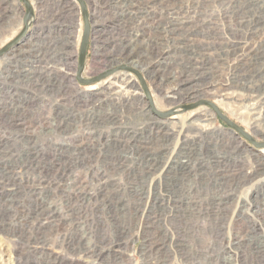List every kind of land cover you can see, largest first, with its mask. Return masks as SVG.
<instances>
[{
	"label": "rangeland",
	"instance_id": "1",
	"mask_svg": "<svg viewBox=\"0 0 264 264\" xmlns=\"http://www.w3.org/2000/svg\"><path fill=\"white\" fill-rule=\"evenodd\" d=\"M81 1V79L128 67L154 110L179 112L154 115L130 70L76 80L79 0H28L20 47L0 58V264H264V146L210 107L181 110L210 101L264 143L246 125L254 111L264 126V0ZM24 16L0 0V49Z\"/></svg>",
	"mask_w": 264,
	"mask_h": 264
},
{
	"label": "water",
	"instance_id": "2",
	"mask_svg": "<svg viewBox=\"0 0 264 264\" xmlns=\"http://www.w3.org/2000/svg\"><path fill=\"white\" fill-rule=\"evenodd\" d=\"M80 4H81V7H82V13H83V26H84V32H83V35H82V38H81V44H80V48H79V56H78V60H77V73H76V80H79V82L83 83V84H87L88 83H92V82H98L100 81L101 79L109 76V75H113V73L119 69H123V70H130L128 67H118L116 69H114V71H110V72H107V73H104L102 74L100 77L98 78H95L94 80H91V81H84L81 79V74L85 68L84 66V63H85V59H86V48H87V44H88V35H89V24H88V16H87V13H86V9H85V5L83 4V2L81 0H79ZM21 3L24 5L25 7V15L24 16V28L22 29V31L20 32V34L15 38L13 39L12 41H10L9 43H7L2 49H0V58L3 57V55H5L10 49H12L14 46L18 45L19 42L22 40L25 32H26V28H27V21L28 19L31 17L32 15V9H31V6L28 2V0H21ZM131 72H133L138 78L139 80L141 81L142 83V88L143 90L145 91V94H146V97H147V101L150 103V108L152 109V112L154 115H157V116H161V117H169L170 114H172L173 112L172 111H169V113L167 114H160L159 112L156 111V109L154 110V107H153V104L151 103V99H150V94L148 92V90H146V87H145V84L143 83V80H142V77L139 76V74L133 70H130ZM200 105H204V106H207V107H210L212 109V111L214 112V114H216V116L218 117V119L223 122L227 127H229L230 129H233L235 132H238L240 135H242L245 139L251 141L254 145H256L257 147H263L264 146V143L262 145H257L255 144V142L250 139L244 132L243 130L235 125L234 123H232L224 114H221L220 111L216 108V106L211 103L210 101H202V100H199V101H196L195 104L193 105H183L181 107V110L182 108L184 110H190V109H195V107L197 106H200Z\"/></svg>",
	"mask_w": 264,
	"mask_h": 264
},
{
	"label": "bare ground",
	"instance_id": "3",
	"mask_svg": "<svg viewBox=\"0 0 264 264\" xmlns=\"http://www.w3.org/2000/svg\"><path fill=\"white\" fill-rule=\"evenodd\" d=\"M65 1H67V0H65ZM111 1V0H110ZM66 3V2H65ZM108 2L106 1V4H107ZM94 13V12H93ZM101 15H102V13H101ZM260 15V14H259ZM93 16H94V14H93ZM115 16V15H114ZM251 16V15H250ZM262 19H263V17H262ZM264 22V21H263ZM260 23V22H259ZM254 28V27H253ZM101 30V29H100ZM252 31V30H251ZM254 31V30H253ZM252 31V32H253ZM101 33V32H100ZM93 34L96 36V38H97V36L99 35V33H97L96 31H95V26H94V28H93ZM98 34V35H97ZM256 32L254 31V33L253 34H251V36L252 37H256ZM22 43V42H21ZM69 43V42H68ZM19 45V44H18ZM17 46V45H16ZM21 46H22V44H21ZM69 46V45H68ZM15 47V46H14ZM13 47V48H14ZM18 47H20V45L18 46ZM12 48V49H13ZM255 48V47H254ZM12 49H10L8 52H10ZM17 50H19V48L17 49ZM255 50H256V48H255ZM7 52V53H8ZM130 52V51H129ZM128 52V53H129ZM5 54L6 56H8L9 54ZM122 53V52H121ZM24 54H25V52H24ZM67 54H68V64L70 65L69 66V70H71L72 69V65H73V67H74V62H72V58H70V57H72V54L71 53H69V52H67ZM15 55V52L13 53V56ZM70 56V57H69ZM120 57L122 58V59H120ZM130 62V55L128 56L127 54L126 55H123V54H121V56H119V57H115V58H111V59H109V60H106V61H101L102 63H103V65H105V66H102V65H98V64H94V66H95V69H96V71H100V70H104V69H107V68H111V67H113V65H115V63H120V62H124V63H127V62ZM97 63V62H96ZM132 64L134 63V62H131ZM32 64V63H31ZM136 64V63H135ZM138 65V63L136 64V66ZM105 67V68H104ZM119 67H121V66H119ZM156 72V71H155ZM28 73V72H27ZM236 74V73H235ZM115 76H116V74H114ZM121 75V77H123V79H119V82H115V83H119V85H118V87H119V90H122V91H124L125 93H126V89H128V87L129 88H131V86H135V84H134V82L133 81H131L130 80V78H128V76H125V75H122V74H120ZM161 76V75H160ZM110 77V76H109ZM113 77V76H112ZM163 77V76H162ZM152 78V77H151ZM110 79H111V77H110ZM69 80H70V82L72 81L71 79H70V76H69ZM155 80V79H154ZM162 80V79H161ZM186 81V80H185ZM154 82V81H153ZM220 82V81H219ZM245 82V81H244ZM250 82V81H249ZM161 83H163L162 81H158V86H160L161 85ZM185 83V82H184ZM223 84H224V82H223ZM157 86V87H158ZM225 86H228L226 89L223 87V85H221V87L219 86V85H215V82L213 83V85H211V87L213 88V90L215 89V91H217V92H226V90L229 88V87H233L232 86V83H231V81H230V83H229V81H227V83H226V85ZM237 86V85H236ZM241 86V85H240ZM239 86V87H240ZM248 86V85H247ZM112 87V86H111ZM174 87V86H173ZM238 87V86H237ZM242 87V86H241ZM249 87V86H248ZM247 87V88H248ZM251 88V87H250ZM255 88V87H254ZM168 89V88H167ZM182 89V91H184L186 88H181ZM161 90L162 89H160V92H161ZM244 90H245V88H244ZM254 93V92H253ZM120 94V93H119ZM226 94H222L221 95V97H219V98H221V100L222 101H227L228 100V96L226 97L225 96ZM194 96V95H193ZM225 96V97H224ZM248 96H250V95H248ZM247 96V97H248ZM241 96H234L233 97V95H232V98H231V100H238L239 98H240ZM170 98H171V101H170ZM175 98L176 97H174V96H166L165 97V100L167 101L166 103H168V102H172V103H174V100H175ZM122 99V98H121ZM120 99V100H121ZM130 99V98H129ZM190 99V98H189ZM196 99H198V96L197 95H195V97H193V99H191V101H195ZM119 100V99H118ZM135 100H137V99H135ZM220 100V99H219ZM248 101L250 100V99H247ZM254 100V99H253ZM252 100V101H253ZM188 101V100H187ZM128 102V101H127ZM240 102H242V101H240ZM244 102V101H243ZM125 103V102H124ZM176 103V102H175ZM254 103V102H253ZM249 104V103H248ZM255 104V103H254ZM257 104H261V103H257ZM128 105V104H127ZM253 105V104H252ZM183 106V105H182ZM247 107V106H246ZM250 107V106H249ZM254 107V106H253ZM179 108H180V106H177V107H174L173 108V110H171L173 113L171 114V115H173L174 113L176 114V113H178L179 111ZM252 108V107H251ZM255 108H252L251 109V111L252 110H254ZM145 109L144 108H141L140 110H139V112L141 113V114H144V115H147V111H144ZM151 111H152V109H151ZM229 112V111H228ZM250 112V111H249ZM207 114H210V117L208 118V116L207 115H205L204 117H203V119L200 121L201 123V126H200V130H203L202 132H206V131H209L211 128H212V122H213V117H214V114H212L211 112H209V111H207ZM260 114V113H259ZM249 115V114H248ZM256 115V113L254 112V111H252V112H250V116H252L250 119H249V121H247L246 122V125L247 126H250L251 127V129L253 130V132L255 133V135H259L260 137H264V126H262V125H260L259 123L258 124H256V122H258L259 120H258V118L256 117V118H254V116ZM173 118H177V116H174ZM263 118V117H262ZM264 125V124H263ZM203 128V129H202ZM261 154H263V157H264V149H263V151L261 152ZM259 161V163H260V165H259V167H261V166H264V159H263V161L262 160H258ZM185 162V161H184ZM184 162L182 161L181 163L182 164H184ZM179 164L181 167H184V165H182V164ZM183 173V172H182ZM252 175V174H251ZM143 198H144V196H143ZM153 244V243H152Z\"/></svg>",
	"mask_w": 264,
	"mask_h": 264
}]
</instances>
